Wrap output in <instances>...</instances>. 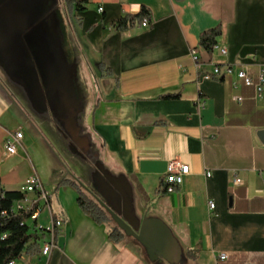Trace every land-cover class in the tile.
Instances as JSON below:
<instances>
[{
	"label": "crops",
	"instance_id": "1",
	"mask_svg": "<svg viewBox=\"0 0 264 264\" xmlns=\"http://www.w3.org/2000/svg\"><path fill=\"white\" fill-rule=\"evenodd\" d=\"M143 7L147 28L113 29ZM67 8L0 0V197L37 176L50 196L37 224L63 222L48 257L32 236L39 255L17 264H264V93L236 75L209 79L228 65L258 75L264 0L89 1L78 19ZM217 27L208 52L201 35ZM16 133L23 138L10 155ZM172 160L190 172L167 194ZM65 177L136 232L145 217L162 220L179 246L173 261H150L132 237L113 243L82 213L77 190L59 186Z\"/></svg>",
	"mask_w": 264,
	"mask_h": 264
},
{
	"label": "trees",
	"instance_id": "2",
	"mask_svg": "<svg viewBox=\"0 0 264 264\" xmlns=\"http://www.w3.org/2000/svg\"><path fill=\"white\" fill-rule=\"evenodd\" d=\"M68 10L75 15L85 11L88 0H65ZM144 19L151 20V12L143 7L139 14L126 16L113 24L115 31H126L143 23ZM221 27L207 31L201 35L200 45L208 52H213L217 39L221 36ZM175 99L177 97H167ZM59 186H71L78 192L77 204L84 215L100 226H105L108 231L109 239L115 243H123L126 240L124 232L113 221L111 215L102 207L101 201L89 189L85 188L76 178L65 177ZM142 191V189L140 188ZM143 192V191H142ZM165 193V190H163ZM25 198L22 192H4L0 197V264H10L19 260L23 255L37 256L39 249L31 243L32 236L29 234L27 225L22 223L29 218V214H15L13 207L16 202ZM6 211L5 217L1 212ZM6 236L3 238V236Z\"/></svg>",
	"mask_w": 264,
	"mask_h": 264
},
{
	"label": "built area",
	"instance_id": "3",
	"mask_svg": "<svg viewBox=\"0 0 264 264\" xmlns=\"http://www.w3.org/2000/svg\"><path fill=\"white\" fill-rule=\"evenodd\" d=\"M88 1H104V0H88ZM99 12H103V8L100 7ZM150 25L148 19H144L142 23L143 28H147ZM222 55H226V49L221 50ZM193 59L199 65V57L197 51L192 52ZM236 75L238 82L242 83L247 88H253L257 95L264 93V64L260 67L259 73L256 77L251 75L246 68H234L232 66L219 67L216 66L213 73L209 75V79L214 77L220 80H228L230 77ZM234 100L238 103H241L243 99L241 97H235ZM23 138L22 133H16L6 140L5 148L8 154H15L17 151V143ZM190 167L186 164H183L179 160H172L167 166V174L165 177L164 190L167 194L175 192L182 184L184 183L185 177L189 174ZM211 173H207V177H210ZM241 184V179L235 177L234 185ZM21 192L24 195L34 194V198L30 199L25 196L21 201L15 203L13 207V212L15 214H29V218L22 223V226L27 225L29 228V234L33 237H36V242L41 246V254L44 257H48L52 250L54 249L55 238L57 232L63 228V222L60 220H55L52 222V225L43 228L38 225V219L42 214L43 210L49 206L50 196L45 190L41 180L35 176L26 181L24 186L21 189ZM209 208L211 211L214 210L215 204L213 202L209 203ZM7 215L6 211L1 212V216L5 217ZM6 236L4 235L3 238ZM41 242V243H40ZM228 259L227 254H221L219 257L220 261H226ZM10 264H17L16 261L11 262Z\"/></svg>",
	"mask_w": 264,
	"mask_h": 264
},
{
	"label": "water",
	"instance_id": "4",
	"mask_svg": "<svg viewBox=\"0 0 264 264\" xmlns=\"http://www.w3.org/2000/svg\"><path fill=\"white\" fill-rule=\"evenodd\" d=\"M258 136L264 144V131L259 132ZM101 205L111 215L113 221L124 232L125 236L134 238L144 246L150 261H156L160 257L170 262L173 261L168 255L173 252L177 253L179 246L171 229L162 220L145 217L140 231L136 232L102 201Z\"/></svg>",
	"mask_w": 264,
	"mask_h": 264
},
{
	"label": "rangeland",
	"instance_id": "5",
	"mask_svg": "<svg viewBox=\"0 0 264 264\" xmlns=\"http://www.w3.org/2000/svg\"><path fill=\"white\" fill-rule=\"evenodd\" d=\"M61 1V0H60ZM68 9V8H67Z\"/></svg>",
	"mask_w": 264,
	"mask_h": 264
}]
</instances>
